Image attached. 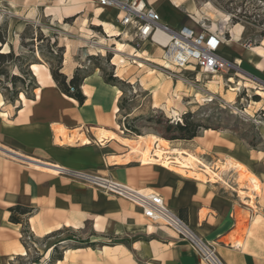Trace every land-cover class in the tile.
<instances>
[{
	"label": "crops",
	"instance_id": "1",
	"mask_svg": "<svg viewBox=\"0 0 264 264\" xmlns=\"http://www.w3.org/2000/svg\"><path fill=\"white\" fill-rule=\"evenodd\" d=\"M146 1L164 24L174 28L186 25L197 32L210 30L195 21L192 25L181 22L172 0ZM84 4V0H0V27L4 26L7 32L1 48L13 46L38 18L62 29L63 19L79 14ZM92 21L98 26L106 22L107 31L116 26L120 35L112 39L131 44L117 21L116 10L96 7ZM100 27L110 38L103 25ZM63 47L66 48L65 45ZM223 47L227 48L222 44ZM223 58L227 60L228 57ZM66 62L64 59V70ZM30 70L37 83L34 100L19 95L16 104H11L0 92V264H10L26 254L20 242L21 225L8 220L9 208L17 205L35 211L26 218L35 235L46 237L62 228L81 230L84 224H88L96 239L111 242L94 248L66 249L62 260L55 264H205L188 242L177 238L170 229L157 227L145 219L141 211L128 201L104 196L55 175L60 174L58 167L67 171H97L106 162L128 167L127 170L149 173L148 185L141 190L159 194L166 206L198 237L213 245L223 264H264L262 152L253 150L232 133L212 130L193 138L198 141L191 148L194 150L192 155H196L198 162L215 174L213 177L198 165L182 172L164 167L158 161L142 164L140 157L136 161L117 163L115 158H124L125 155L106 157L108 150L105 145L115 142L132 153L130 146L117 139L98 141L97 133L84 128L102 119L99 113L85 106L94 94L93 90L82 85L85 101L79 105L60 92L46 66L31 64ZM95 88L98 99H104L107 89L120 93L116 87L104 82L96 83ZM116 101L115 96L114 114L119 111ZM57 127H62L68 134L65 135L63 130L56 134ZM73 131H77L76 135L85 133L90 143L71 145L63 142L65 137L75 135L71 134ZM172 143L169 145L176 146ZM198 146L202 149L201 154L195 152ZM170 154L176 158V154ZM228 160L232 165H228ZM239 164L253 177L245 179ZM252 179L258 182L257 190ZM128 182L136 187L145 185L138 179ZM38 214L44 216L43 221L37 220ZM72 256L74 261H71Z\"/></svg>",
	"mask_w": 264,
	"mask_h": 264
},
{
	"label": "rangeland",
	"instance_id": "2",
	"mask_svg": "<svg viewBox=\"0 0 264 264\" xmlns=\"http://www.w3.org/2000/svg\"><path fill=\"white\" fill-rule=\"evenodd\" d=\"M179 1L180 7L176 8V11L183 23L192 25V21L197 22L194 16L196 9L204 18L202 24L204 27L212 25L209 13L217 14V12L227 18L228 27L234 29L241 27L240 40L234 47V58H228L229 65L225 73L211 76L204 75L198 70L182 71L166 63L161 50L154 45H134L107 38L100 27L102 25H95L92 21L94 10L99 7L96 0H84L85 4L79 14L64 18V26L60 25L62 21L59 22L58 25L62 29L56 28L49 21L45 22L38 18L25 29L13 46L3 49L0 46V52L2 50L12 51L13 54L9 62L0 65V72H5L0 76V92L4 95L6 102L11 104H16L19 95L28 100H34L37 83L30 70V65L41 64L49 69L50 66H56L58 59L61 58L63 68V61L66 59L67 67L65 70L61 69V72L67 73L65 75L68 78L78 69L83 74L89 75L90 78L86 82L83 81L82 85L93 90L94 94L89 97L85 106L99 113L102 118L99 122L87 124L84 127L85 130L90 129L94 134L99 132L96 128L109 130L120 138L130 139L131 142L126 141L130 148L142 150L145 147L144 142L149 139L150 135L163 139L161 137L162 125L155 123L157 119L168 120L176 124L181 123L184 117L190 115L189 119L201 126L197 137L202 136L205 130L229 132L253 150L262 152L264 157V95L256 94L257 91L264 93V60L259 59L253 50L254 48L261 50L264 54V0ZM217 25L223 26L224 24L218 20ZM6 35V28L0 27V38ZM224 38L230 40L231 36L226 33ZM118 44L122 47H117ZM63 45L66 46L65 49ZM223 46H226L224 41ZM118 48L120 51L117 52ZM236 58L242 59L241 65L236 63ZM251 58L258 60V65H254ZM115 63L117 65H114ZM100 68L105 73L112 70L114 76L118 73L121 77L118 79L131 86H123L124 94L121 91L118 94L113 89H107L104 99H98L95 86L96 83L103 82ZM14 76L21 77V79L13 80ZM230 79L233 81L229 82ZM238 82L242 85L236 86ZM231 87H236L238 90L231 92ZM15 93L18 95L15 96ZM115 96L117 97L115 104L119 106L120 99H122L123 105V110L116 114L112 111ZM58 129L65 131V135L68 134V131L62 127ZM129 129H133V132ZM76 133L77 131L72 132L75 135ZM139 136L144 137L143 141L138 139ZM192 140L169 141L173 142V145L176 144L169 148H180L197 158L196 155H192L194 150L191 145L198 139ZM139 143L140 145H137ZM105 146L108 150L106 157L125 155L124 158H115L119 163L139 159V153L132 152L135 154L133 155L127 151V148L115 142H109ZM151 148L153 149V146ZM201 151L200 146L195 150L198 154H201ZM163 156L173 158L174 155ZM108 163L112 162L108 160ZM127 168L108 165L106 162L97 171L71 169L70 171L112 180L136 190L146 188L150 174L127 170ZM240 169L245 179L249 180L253 177L251 173L244 170L242 165ZM55 175L95 190L104 196L123 199L109 192L105 194L106 190L84 180L76 179L71 174ZM131 179L144 181L145 185L136 187L128 182ZM34 212L31 209L27 217L33 215ZM22 219H25V216ZM37 220L43 221L44 216L38 214ZM28 226L29 230L25 229L27 232L23 236L21 235L22 226L20 227V242L23 241L28 248L29 258L17 259L14 264H30L36 258H40L39 264H45L56 243L59 245L58 251L94 248L98 244L110 245L111 243L104 239H96L95 233L88 224H84L81 230L62 228L46 237H41L37 233L35 235L29 224ZM30 233H33V238L28 237ZM71 259L74 261L75 258L72 256Z\"/></svg>",
	"mask_w": 264,
	"mask_h": 264
},
{
	"label": "built area",
	"instance_id": "3",
	"mask_svg": "<svg viewBox=\"0 0 264 264\" xmlns=\"http://www.w3.org/2000/svg\"><path fill=\"white\" fill-rule=\"evenodd\" d=\"M103 8H112L117 12V21L124 29L132 44H151L163 52V58L170 59L174 68L186 72L198 70L204 75L216 76L225 73L229 63L220 55L223 39L208 29L195 31L183 25L177 28L164 24L159 14L146 0H96ZM161 34L165 37L164 44L156 40ZM60 174H71L94 185L95 177L81 172L62 171ZM94 179V180H93ZM105 186L121 191L115 184ZM122 197L141 211L145 219L156 225L170 229L177 238L185 240L205 264H223L212 244L198 237L176 213L166 206L162 197L150 191L141 193L138 190L123 191Z\"/></svg>",
	"mask_w": 264,
	"mask_h": 264
},
{
	"label": "bare ground",
	"instance_id": "4",
	"mask_svg": "<svg viewBox=\"0 0 264 264\" xmlns=\"http://www.w3.org/2000/svg\"><path fill=\"white\" fill-rule=\"evenodd\" d=\"M172 5H175L177 8H179L180 7V1L179 0H172ZM101 8V7H100ZM209 15H211L210 17L212 18V25H210L208 28L210 29V30H212L214 33H217L218 35H220L221 37H222V39H223V41H224V43H225V45H226V47L229 49V50H231L232 52H234V47L236 46V43H237V41H239L240 39H239V36H240V32H241V27L240 26H238V27H236L235 29L233 28V27H228L227 26V18H225L222 14H220V13H218L217 12V14H213V13H209ZM194 16H195V18H196V21L199 23V24H203V21H204V18L201 16V13L198 11V10H196L195 9V11H194ZM208 16V15H207ZM218 20H221L222 21V23L224 24L223 26H219V25H217V22H218ZM102 22V21H101ZM100 25H103V27H104V29H105V32L107 33V36L108 37H110V38H112V37H117V36H119L120 34H119V29L118 28H116V26H113V28H112V30H109V31H107V29H106V27H107V24H106V22L105 23H99ZM43 31H45V30H43ZM226 33H229L230 34V36H231V38H230V40H226L225 38H224V35L226 34ZM156 40L160 43V44H164L165 43V41H166V39H165V37L163 36V35H161V34H158L157 36H156ZM117 47H122V45H120V44H118V46ZM227 48H221L220 49V54L223 56V57H233V54H232V52H230ZM254 50V53H255V55L260 59H262V60H264V54H263V52L260 50V51H258L257 49L255 50V48L253 49ZM252 50V51H253ZM118 51H120V49L118 48L117 49V52ZM1 52H3V53H5V52H8V51H1ZM228 58H226L227 60L226 61H228ZM234 58V57H233ZM164 59L166 60V63H168V64H170V65H172V63H171V61H170V59H167L166 57H164ZM237 59V61H236V63L237 64H242V59L241 58H236ZM251 62L254 64V65H258V60H256V59H254V58H251ZM114 65H117V63H115ZM173 66V65H172ZM115 76L116 77H119V78H121L120 76H119V74L118 73H116L115 74ZM233 80L232 79H230L229 80V82H232ZM240 85H242L241 84V82H238L237 84H236V86H240ZM236 90H238V88H230V91L231 92H233V91H236ZM84 92H85V90H84ZM256 94H258V95H264V93H262L261 91H257L256 92ZM210 95V94H209ZM99 132L97 133V139H98V141H102L103 142V140L105 141V140H108V139H112V140H115V139H117L118 141H120L121 143H123V144H125L126 143V139H121V138H119L118 136H116L115 134H113V133H108L107 131H105V130H102V129H100V130H98ZM210 130H205V132H209ZM55 133L56 134H58V133H62V130H60V129H55ZM72 134V133H71ZM84 135H85V133H83ZM63 135V134H62ZM84 135H82V134H79V135H74V136H71V137H65L64 138V140H63V142H65V143H68V144H74V143H79V144H82V145H86V144H88V143H90V140L86 137V136H84ZM148 138V137H147ZM138 139H142V141H143V139H144V137H141V136H139L138 137ZM133 141V140H132ZM63 142H61V143H63ZM131 142V141H130ZM137 142V141H136ZM140 142H141V140H140ZM130 145H132V144H130ZM137 145H140V143L139 144H137ZM136 145V146H137ZM144 145H145V147L144 148H142L141 146V148H142V150H137V149H135V148H131L130 150H132L131 152H133L134 151V153L136 152V153H139V157H140V162H142V164H146V163H153V162H155V161H158L159 163H161L164 167H168L169 169H176V170H179V171H182V172H184V170L187 168H194V167H196V165H198L199 167H201L202 168V170L204 171V172H206V173H208V174H210L211 175V177H213V175H215V174H213V172L204 164H201L202 162H198V160H196V158H194V156H191V154L189 155L186 151H184V150H181L179 147V149H177V148H169L170 147V145H169V142L168 141H166V140H164V139H161V138H157V137H155V136H153V135H150L149 136V139L148 140H146L145 142H144ZM143 145V146H144ZM153 146V149L151 148V146ZM135 147V146H134ZM167 150H168V152H170V153H174V154H176L178 157H174L173 159H169L168 157H166V156H163L164 154H166L167 153V155H168V152H167ZM169 153V154H170ZM133 154V153H132ZM133 155H135V154H133ZM172 155V154H171ZM137 156V155H136ZM171 158V157H170ZM135 159H137V157L135 158ZM114 160V159H113ZM116 160V159H115ZM117 163H119V162H117ZM228 165H232V162L230 161V160H228ZM217 166V165H216ZM54 167V166H53ZM220 167H222V166H220ZM55 168V167H54ZM61 167H58V169L57 170H59V172L58 173H61L62 171H67L66 169H63V168H61ZM210 168H212V167H210ZM214 168V167H213ZM212 168V169H213ZM216 168H219V167H216ZM196 169V168H195ZM54 171H55V169H53ZM214 170V169H213ZM52 172V171H51ZM55 173H57V171L55 172ZM217 176V175H216ZM95 177V176H94ZM210 177V178H211ZM212 179V178H211ZM214 179V178H213ZM94 180V179H93ZM95 182H93V184L94 185H96L97 187H99V188H101V189H111L110 191H113V193H115V194H120V195H122V196H124V190L125 191H133L134 189H132V188H130V187H127V186H125V185H123V184H120V183H117V182H114V181H112V180H107V179H102V178H99V177H95V180H94ZM252 181V183L254 184V186H255V190H257L258 189V182L256 181V180H254V179H252L251 180ZM105 183L106 184H115V185H117V186H119L120 188H121V191H119V190H114V189H112V188H109V187H107V186H105ZM138 191H140L141 193H147V192H150L149 190H138ZM105 194H107L108 192H104Z\"/></svg>",
	"mask_w": 264,
	"mask_h": 264
},
{
	"label": "trees",
	"instance_id": "5",
	"mask_svg": "<svg viewBox=\"0 0 264 264\" xmlns=\"http://www.w3.org/2000/svg\"><path fill=\"white\" fill-rule=\"evenodd\" d=\"M3 38H0V44H4ZM55 44V43H54ZM13 57L12 51L8 53L0 52V65H4L5 63L9 62ZM109 58H107L108 60ZM61 58L58 59V62L56 66H50L49 72L51 75V78L53 82L55 83L56 87L60 90L62 94L65 96L75 100L79 105H82L85 101V97L82 94L81 87L83 81L89 76L88 74H83L79 69L75 71V73L68 78L65 74L61 72L62 69V62ZM101 73V78L103 82L107 85L113 86L118 88L119 91H121L124 94L123 86H131L128 83H124V81H121L118 79V77L113 75L112 70L108 73H105L101 68L99 69ZM5 72L1 71L0 76L4 75ZM13 80L21 79V77L14 76L12 77ZM18 93H15V96H17ZM119 111L123 110L122 105V99H120V104L118 106ZM189 116H186L183 118V121L181 123L173 124L169 122L168 120H160L157 119L155 121L156 124L162 125V132L161 137L164 140L168 141H174V140H192L195 138L201 129V126L189 119ZM131 132H133V129H129ZM9 222L13 224H19L22 226L21 235H25L27 232L26 230H29V226L27 223V216L31 212L30 208L23 207V206H14L9 208ZM25 216V219H22V217ZM26 229V230H25ZM29 238H33V233H30ZM22 246L26 250V254L24 256H19L14 259L13 262L10 264H14L16 260H24L29 258V250L28 248L23 244V241H21ZM58 244H54L51 253L47 259V262L45 264H55L57 261L62 260L63 251H58ZM88 247H91V245H88ZM40 258H36L35 260L31 261L30 264H39Z\"/></svg>",
	"mask_w": 264,
	"mask_h": 264
}]
</instances>
